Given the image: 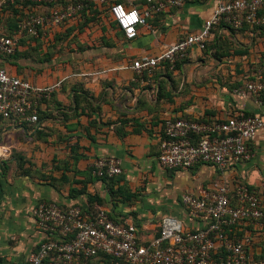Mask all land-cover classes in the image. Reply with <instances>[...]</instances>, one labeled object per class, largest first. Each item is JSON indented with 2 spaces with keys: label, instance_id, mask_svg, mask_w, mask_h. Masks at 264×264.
I'll list each match as a JSON object with an SVG mask.
<instances>
[{
  "label": "crops",
  "instance_id": "1",
  "mask_svg": "<svg viewBox=\"0 0 264 264\" xmlns=\"http://www.w3.org/2000/svg\"><path fill=\"white\" fill-rule=\"evenodd\" d=\"M220 1L227 0H186L179 8L152 11L132 40L114 25L110 5L144 12L146 0L92 3L84 14L44 29L38 38L20 39L13 60L0 59V68L11 76L37 87L56 86L38 103L39 123L33 133L48 145L57 166L52 177L35 180L3 175L5 158L0 160V264H28L44 237L32 216L41 202L83 212L101 208L114 222L133 225L139 243L146 244L158 236L164 218L178 220L185 230L204 227L188 215L183 195L202 196L219 185H226L232 196L239 185L264 195L261 134L249 143V161L224 170L211 165L170 170L157 161L168 118L213 122L264 112V93H233L263 65L264 38H256L250 28L237 33L217 29L208 42L213 48H192L173 68L161 64L150 75L132 68L134 62L155 57L199 32ZM44 11L19 5L2 9L0 35H14L23 16ZM10 128L32 135L18 125ZM102 157L118 159L121 175L111 181L93 176L91 165ZM46 173L51 174V168ZM237 229L255 255L264 253V225L243 222ZM257 240L260 244L254 245Z\"/></svg>",
  "mask_w": 264,
  "mask_h": 264
},
{
  "label": "built area",
  "instance_id": "2",
  "mask_svg": "<svg viewBox=\"0 0 264 264\" xmlns=\"http://www.w3.org/2000/svg\"><path fill=\"white\" fill-rule=\"evenodd\" d=\"M107 1L0 0V11L15 4L52 6L47 13H27L13 36L0 35V56L14 55L20 39L38 38L44 29L60 26L90 4ZM185 1L146 0L149 7L144 12L115 2L110 5L109 14L124 37L132 40L152 11L179 8ZM260 13H264V0L220 1L199 32L169 45L155 57L134 62L132 68L139 75H150L161 64L173 68L192 48L204 51L220 22L235 30L244 24L264 26V15ZM55 87L34 86L0 68V119L37 125L38 103ZM233 93L240 97L264 93V63L255 70L251 81ZM259 134L264 135V112L213 122L168 118L163 124L157 161L170 170H189L197 165L224 170L250 160L249 143ZM3 158L5 148L0 145V160ZM91 173L98 179L112 180L121 175V163L114 157H102L91 165ZM231 193L226 185H219L214 192L202 196L183 195L181 201L188 215L204 222V227L185 230L178 220L164 218L158 236L146 244L139 243L133 225L114 222L101 208L83 212L78 207L64 210L56 203L41 202L32 209V216L44 237L28 264H83L100 254L111 259L109 264H246L247 240L238 238L235 232L243 222L264 225V195L244 185L237 186L233 196ZM221 250L223 257L216 261Z\"/></svg>",
  "mask_w": 264,
  "mask_h": 264
},
{
  "label": "rangeland",
  "instance_id": "3",
  "mask_svg": "<svg viewBox=\"0 0 264 264\" xmlns=\"http://www.w3.org/2000/svg\"><path fill=\"white\" fill-rule=\"evenodd\" d=\"M216 27L214 28V32ZM255 37L258 39L264 38V26L261 30H252ZM263 35V37H261ZM260 36V37H259ZM258 42V41H257ZM256 41L254 43H257ZM261 44H263L261 42ZM255 45V44H254ZM32 133L31 136H26L24 131L16 130L14 128H2L0 130L1 143L0 145L5 148L4 162L8 165L6 175H29L35 180H42L43 178L52 177V173L56 172V161L52 162L51 154L49 152L48 145L44 147L34 137L33 130H28ZM51 168V174H47L48 169ZM260 224V223H258ZM263 225V224H262ZM261 241L253 242L254 245H259ZM251 243L248 242L245 246L247 263L250 264L252 259L255 260V256L258 258V264H264V253L261 255H255ZM260 249H257V252ZM254 254H253V253ZM248 255V256H247Z\"/></svg>",
  "mask_w": 264,
  "mask_h": 264
},
{
  "label": "trees",
  "instance_id": "4",
  "mask_svg": "<svg viewBox=\"0 0 264 264\" xmlns=\"http://www.w3.org/2000/svg\"><path fill=\"white\" fill-rule=\"evenodd\" d=\"M15 5H19V6H23V7H31V6H33V7H38V6H36V5H32V4H15ZM12 6V5H11ZM9 7V6H8ZM8 7H5V8H8ZM52 6H45L44 8H42V10L44 9L45 10V12L47 13L48 11H49V9L51 8ZM5 8H3V9H5ZM38 8H41V7H38ZM31 11V10H30ZM87 10H84L83 12H81L80 14H84L85 12H86ZM29 13H31V14H40V12H29ZM42 13V12H41ZM261 15H264V13H260ZM24 17V16H23ZM22 17V18H23ZM21 18V19H22ZM20 21V20H19ZM18 21V22H19ZM18 22H17V24H16V29H17V25H18ZM114 25L117 27V25H116V23L114 22ZM262 27L263 26H250V25H247V24H244L243 25V27L241 28V29H238V30H235V29H233L231 26H229V25H226L224 22H220V24H218L217 26H216V30L217 29H228L229 30V32H232V33H237V32H241V31H243V30H245L246 28H250L251 29V31L253 30H261L262 29ZM118 28V27H117ZM15 29V30H16ZM119 29V28H118ZM14 30V31H15ZM212 33H214V30L212 31ZM123 34V33H122ZM7 36H9V37H11V36H13L12 34H10V35H7ZM217 40V39H216ZM214 47H215V44H214ZM211 48H213V44L212 45H206V48H205V50L204 51H208V50H210ZM16 55H17V51L15 52V54L14 55H12V56H0V59H3V60H7V61H11V60H13L15 57H16ZM177 67V66H176ZM21 126L24 130H26V131H28V130H36V126L37 125H32L31 127L28 125V124H26V123H19L18 121H13V120H3V119H0V130L2 129V128H6V127H8V126ZM1 168V167H0ZM8 169V167H7V165H6V163L4 162L3 163V167H2V173H3V175H5V173H6V170ZM103 181H111V180H106V179H103ZM111 193L112 194H114L115 192H113V191H111ZM90 204H93V203H90ZM235 204V203H234ZM91 210V209H90ZM236 235H237V237L238 238H241V239H243V235L242 234H240V232L238 231V229L236 230ZM223 254H224V251L223 250H221L220 252H219V254H218V256H216V261H219L222 257H223ZM247 254V253H246ZM248 256V255H247ZM258 259H261V258H258V257H256L255 256V260L254 259H252V261H251V263L250 264H258ZM110 258L109 257H107V256H104V255H98L97 257H95V258H93V259H91V260H88V261H84L85 263H87V264H109L110 263Z\"/></svg>",
  "mask_w": 264,
  "mask_h": 264
},
{
  "label": "water",
  "instance_id": "5",
  "mask_svg": "<svg viewBox=\"0 0 264 264\" xmlns=\"http://www.w3.org/2000/svg\"><path fill=\"white\" fill-rule=\"evenodd\" d=\"M2 195H3V193H2V188H1V186H0V200H1V198H2Z\"/></svg>",
  "mask_w": 264,
  "mask_h": 264
},
{
  "label": "bare ground",
  "instance_id": "6",
  "mask_svg": "<svg viewBox=\"0 0 264 264\" xmlns=\"http://www.w3.org/2000/svg\"><path fill=\"white\" fill-rule=\"evenodd\" d=\"M6 157V156H5Z\"/></svg>",
  "mask_w": 264,
  "mask_h": 264
}]
</instances>
